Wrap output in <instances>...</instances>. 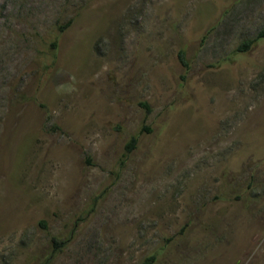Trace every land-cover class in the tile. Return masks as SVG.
<instances>
[{
    "label": "rangeland",
    "instance_id": "obj_1",
    "mask_svg": "<svg viewBox=\"0 0 264 264\" xmlns=\"http://www.w3.org/2000/svg\"><path fill=\"white\" fill-rule=\"evenodd\" d=\"M263 29L264 0H0V264H264Z\"/></svg>",
    "mask_w": 264,
    "mask_h": 264
},
{
    "label": "trees",
    "instance_id": "obj_2",
    "mask_svg": "<svg viewBox=\"0 0 264 264\" xmlns=\"http://www.w3.org/2000/svg\"><path fill=\"white\" fill-rule=\"evenodd\" d=\"M261 38H264V29L257 35L256 38L247 40L243 42L240 46H238L237 51L244 52L250 50L252 46ZM54 45H56V43H54ZM180 58L182 62L186 65L187 62L184 58V53L182 51L180 52ZM137 142H138V137L133 136L131 140L127 143L126 152H125L126 156L129 155V153H131L136 148ZM55 243L57 246H60L62 242L55 239ZM154 262H155V256H150L143 262V264H154Z\"/></svg>",
    "mask_w": 264,
    "mask_h": 264
}]
</instances>
